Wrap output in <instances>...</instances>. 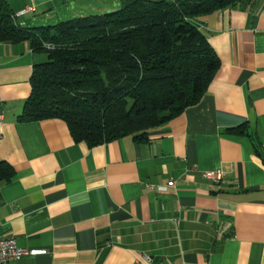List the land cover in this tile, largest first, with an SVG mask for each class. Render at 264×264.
Segmentation results:
<instances>
[{
  "label": "crops",
  "instance_id": "crops-1",
  "mask_svg": "<svg viewBox=\"0 0 264 264\" xmlns=\"http://www.w3.org/2000/svg\"><path fill=\"white\" fill-rule=\"evenodd\" d=\"M6 1L26 27L120 6ZM196 21L219 69L197 103L142 141L88 146L59 118L18 120L48 55L0 41V161L14 171L0 183V233L45 250L10 264H264V0Z\"/></svg>",
  "mask_w": 264,
  "mask_h": 264
},
{
  "label": "trees",
  "instance_id": "trees-1",
  "mask_svg": "<svg viewBox=\"0 0 264 264\" xmlns=\"http://www.w3.org/2000/svg\"><path fill=\"white\" fill-rule=\"evenodd\" d=\"M247 2L120 0L109 12L26 27L0 0V41H27L48 55L33 66L17 119L59 118L74 141L88 146L124 135L145 140L197 103L219 69L196 18ZM13 173L0 161V183Z\"/></svg>",
  "mask_w": 264,
  "mask_h": 264
},
{
  "label": "built area",
  "instance_id": "built-area-1",
  "mask_svg": "<svg viewBox=\"0 0 264 264\" xmlns=\"http://www.w3.org/2000/svg\"><path fill=\"white\" fill-rule=\"evenodd\" d=\"M34 10L32 6H27L24 10L19 12V14H24ZM197 23V22H196ZM199 29L201 25L198 24ZM47 48L51 47L49 44L45 45ZM3 114L0 112V126L2 124ZM222 175L220 170L216 171H206L204 176L213 180L219 179ZM43 249H23L19 247L16 243L15 238L3 236L0 233V264H10L12 261L17 260L23 255H35L39 253H44Z\"/></svg>",
  "mask_w": 264,
  "mask_h": 264
},
{
  "label": "rangeland",
  "instance_id": "rangeland-1",
  "mask_svg": "<svg viewBox=\"0 0 264 264\" xmlns=\"http://www.w3.org/2000/svg\"><path fill=\"white\" fill-rule=\"evenodd\" d=\"M112 10H114V8L108 9L106 12H109V11H112ZM68 19H69V18H68Z\"/></svg>",
  "mask_w": 264,
  "mask_h": 264
}]
</instances>
